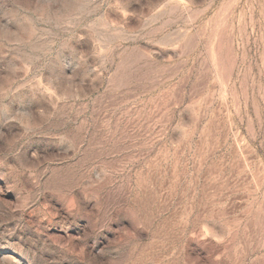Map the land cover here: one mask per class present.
I'll list each match as a JSON object with an SVG mask.
<instances>
[{
  "label": "rangeland",
  "instance_id": "obj_1",
  "mask_svg": "<svg viewBox=\"0 0 264 264\" xmlns=\"http://www.w3.org/2000/svg\"><path fill=\"white\" fill-rule=\"evenodd\" d=\"M0 264H264V0H0Z\"/></svg>",
  "mask_w": 264,
  "mask_h": 264
}]
</instances>
